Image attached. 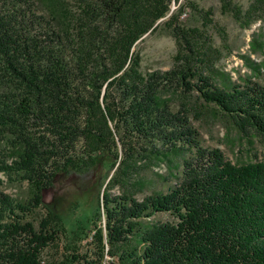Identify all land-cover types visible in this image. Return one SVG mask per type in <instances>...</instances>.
<instances>
[{"label": "trees", "instance_id": "obj_1", "mask_svg": "<svg viewBox=\"0 0 264 264\" xmlns=\"http://www.w3.org/2000/svg\"><path fill=\"white\" fill-rule=\"evenodd\" d=\"M220 1L245 26L264 19V0L245 12ZM191 5L206 24L211 13ZM183 11L180 0H0V173L26 188L24 198L0 192V264H264V156L232 164L204 148L182 95L196 92L200 107L264 147V84L205 74L208 36L185 26ZM162 26L176 42L173 66L142 72L134 47ZM263 46L253 33L251 49ZM100 164L110 171L91 217L103 223L85 233L95 254L76 252L78 222L68 251L44 262L67 216L48 206L38 229L27 216L63 173ZM165 212L174 220L154 219Z\"/></svg>", "mask_w": 264, "mask_h": 264}, {"label": "rangeland", "instance_id": "obj_2", "mask_svg": "<svg viewBox=\"0 0 264 264\" xmlns=\"http://www.w3.org/2000/svg\"><path fill=\"white\" fill-rule=\"evenodd\" d=\"M184 6V11L180 21L189 27H197L208 36L209 49L207 58L203 62L204 73H210L211 70H222L229 73L231 80L242 84L243 80L251 78L264 84V73L254 75L252 68L259 67L264 71V46L262 49L253 51L250 47L251 36L256 34V38L264 40V19L255 20L249 26L243 25V18L240 21L236 19L230 9L222 7L220 0H180ZM253 0H231L230 6H237L245 12ZM195 4L197 9L209 11L208 22L203 23L200 13L196 12L191 5ZM172 8H175L173 5ZM200 15V16H199ZM134 50L139 53L141 58L140 65L142 72L165 71L173 66V57L176 54L177 47L174 38L162 26L155 32L144 35L135 45ZM213 71V72H214ZM218 74V73H217ZM184 95V99L194 106L195 113L189 115L191 125L198 131L201 144L204 148L218 149L225 160L232 164H242L254 161L255 158L261 159L264 156V147L258 136H242L223 116L214 114L212 110L200 107V100L196 97V92ZM180 160V157H179ZM154 170L161 175L168 171L164 164L154 167ZM109 165L104 169L102 164L98 169L86 174H76L73 172L63 173L55 179L51 186L43 191V203L27 216V220L34 224L38 229V222L46 214V207L52 206L60 214L67 216L65 221V234H58L54 243L46 247L42 252L44 262L58 260L68 250V233L71 226L81 222L84 227L83 233L79 234L74 240L75 250L79 254H88L93 256L96 252V242L86 234H91L93 225L102 226L103 219H92V212L98 202V194L102 192L104 182L109 173ZM112 172H110L111 174ZM147 176L151 180V172L146 170ZM156 177V176H155ZM0 192L10 195L12 198L25 197L26 188L24 184H18L11 181L4 174L0 173ZM162 178H153L151 183L159 190L166 191L169 184ZM174 179L171 180V183ZM122 186L116 185L110 188L111 194H120ZM146 191V190H145ZM148 192L136 193V198L141 199ZM155 220L173 221L174 217L168 212L158 213L154 216ZM85 231V232H84ZM106 264H117L116 260L105 257Z\"/></svg>", "mask_w": 264, "mask_h": 264}]
</instances>
